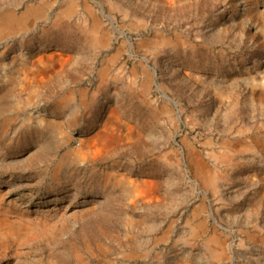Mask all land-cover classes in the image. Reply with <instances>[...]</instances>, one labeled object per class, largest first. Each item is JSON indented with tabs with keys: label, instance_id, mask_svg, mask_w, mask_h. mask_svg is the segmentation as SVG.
<instances>
[{
	"label": "rangeland",
	"instance_id": "1",
	"mask_svg": "<svg viewBox=\"0 0 264 264\" xmlns=\"http://www.w3.org/2000/svg\"><path fill=\"white\" fill-rule=\"evenodd\" d=\"M0 264H264V0H0Z\"/></svg>",
	"mask_w": 264,
	"mask_h": 264
}]
</instances>
